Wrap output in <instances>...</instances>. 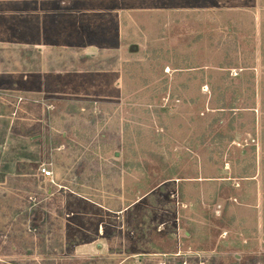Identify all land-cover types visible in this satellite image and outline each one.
<instances>
[{"label":"rangeland","instance_id":"374dc122","mask_svg":"<svg viewBox=\"0 0 264 264\" xmlns=\"http://www.w3.org/2000/svg\"><path fill=\"white\" fill-rule=\"evenodd\" d=\"M0 264H264V0H0Z\"/></svg>","mask_w":264,"mask_h":264},{"label":"trees","instance_id":"16d2710c","mask_svg":"<svg viewBox=\"0 0 264 264\" xmlns=\"http://www.w3.org/2000/svg\"><path fill=\"white\" fill-rule=\"evenodd\" d=\"M146 170L149 171V176L151 179H155L157 178L158 175V171L155 170H151V168H149V166H146ZM221 228H218L214 234L219 235ZM164 233H162L163 236ZM156 237L159 236V234H155ZM164 237L168 240L165 243H156L155 241H153V246L155 248H157L158 250H160L163 253H168V252H176L177 250V240L176 238H174L173 236H171L170 234H165ZM236 257V255H235Z\"/></svg>","mask_w":264,"mask_h":264},{"label":"built area","instance_id":"2783aa9c","mask_svg":"<svg viewBox=\"0 0 264 264\" xmlns=\"http://www.w3.org/2000/svg\"><path fill=\"white\" fill-rule=\"evenodd\" d=\"M44 173L46 174V175H51V171H49V170H44Z\"/></svg>","mask_w":264,"mask_h":264}]
</instances>
